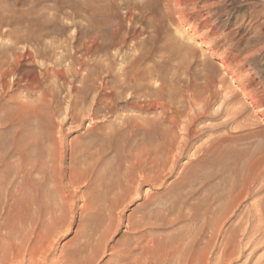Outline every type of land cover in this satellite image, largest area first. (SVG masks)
Here are the masks:
<instances>
[{
    "label": "rangeland",
    "instance_id": "rangeland-1",
    "mask_svg": "<svg viewBox=\"0 0 264 264\" xmlns=\"http://www.w3.org/2000/svg\"><path fill=\"white\" fill-rule=\"evenodd\" d=\"M249 1L258 0H0V58L7 56L10 73L3 81L5 94L0 99V154H7L12 166L25 159L33 161L34 196L25 198L31 203L26 211L45 218L47 225L54 224V245L50 253H45L47 264H62L66 257L70 261L71 255L81 253L83 256L77 264H87L92 258L95 264H115V253L132 240L127 226L129 217L145 194H153L157 189L145 185L141 194L133 196L132 203L120 206L121 209L117 207L115 212L111 207L125 181L128 165L125 148L142 140L161 143L169 126L163 120L165 115L155 93L164 92L167 99L171 91L158 78L159 74L187 75V71L198 70L210 79L199 83L202 87L209 86L210 93L206 91V96L212 97L207 119L196 123L189 147L175 168L171 170L172 163L168 165L164 173L166 182L158 189V192L166 190L193 176L186 188L179 191L185 198L171 218L182 220L164 233L166 247L181 243L184 264L201 263L211 241L207 229L200 232L204 222L211 221L209 208L216 209L232 200L242 202L241 210L225 220L223 231L237 227L243 218H248L255 227L264 226V114L257 108L258 105L264 108V17L253 15L255 9ZM216 3L223 6L212 8ZM89 19L98 23L107 21L108 25L100 29L109 33L110 40L114 38L105 40L101 50L96 47V32H93V26L98 23L91 25ZM204 31L212 34L204 35ZM202 38L206 47L200 44ZM9 43L15 46L9 49ZM75 55L90 65L103 61L109 72L106 77V82H111L109 87L124 86L129 77L138 74L141 78L137 89H118L115 108L105 109L101 113L103 117L91 120L89 102L84 108L73 110L75 104L70 99L76 95L82 73L79 66H70V57ZM69 69L73 73L65 78L56 77L53 72H69ZM186 75L175 80L181 95H187L181 88L188 80ZM242 83L247 86L244 90L239 86ZM136 90L142 95L136 97ZM181 104L185 113H189L190 106L183 96ZM184 127L181 124L174 129L179 140L184 137ZM110 139L114 148L100 154L101 145ZM3 169L0 165V173ZM76 169L90 181L71 184ZM189 216L196 220L189 221ZM221 241L222 238L216 241L218 255ZM262 256L264 239L258 250L245 251L231 264H256ZM177 257L180 264L181 257Z\"/></svg>",
    "mask_w": 264,
    "mask_h": 264
},
{
    "label": "bare ground",
    "instance_id": "bare-ground-1",
    "mask_svg": "<svg viewBox=\"0 0 264 264\" xmlns=\"http://www.w3.org/2000/svg\"><path fill=\"white\" fill-rule=\"evenodd\" d=\"M222 4L223 3H220V4H217L215 6L213 5L211 7L212 8L213 7H220ZM178 5L180 6L181 4L179 3ZM250 5H252V7H254L253 10L255 9L253 11V13H254L253 15L256 14L255 16H257L258 18L264 17V10L262 9V8H264V0L253 1L252 3L250 2ZM258 8H259V10H257ZM107 10H109V9H107ZM181 14H183V13H181ZM250 16L253 17L252 13ZM251 17H249V19ZM119 18H121V17H119ZM92 19H89V21H88L89 24H91V25H93L97 21V20L94 21ZM101 21L99 23L96 22L98 24L93 26V28H95V31H93V32H96L95 33V39H96L95 43L97 44L96 47H98V49H100V50L103 48V42L105 40L113 41L112 39H114V38H112L110 40L111 36H109V33L108 34L102 33V30L100 29V27H102L103 25L107 26L108 23H107V21H104V22H101ZM111 21H113V20H111ZM1 24H2V22L0 23V25ZM203 26H205V25H203ZM254 26L256 28V25H254ZM254 26H252V27H254ZM208 28H209V26H208ZM180 31H181V29H180ZM195 31H197V30H195ZM115 32H117V31H115ZM207 32H208V34H212V33H209V31H204V35H205V33L207 34ZM219 32H221V31H219ZM256 32H261V31L258 30ZM260 34H263V33H260ZM189 35H191V34H189ZM215 35H216V33H215ZM228 35H230V34H228ZM193 36H194V34H193ZM256 37L257 36H255V38ZM180 38H181V36H180ZM186 38H188V40H189L190 37H186ZM192 39H195V38L192 37ZM202 40L203 41L200 44L204 46L205 41L203 38H202ZM114 42L112 43L113 45H114ZM93 43H94V41H93ZM16 45H17V41H16ZM14 46H15V43H12V44L9 43V49H12ZM91 46H92V44L90 45V48H91ZM206 46H204V47H206ZM73 47H75V46H73ZM183 48H186V47L184 46ZM183 48H182V50H185ZM186 49H188V48H186ZM174 50H177V49H174ZM180 53H182V52H180ZM212 53H214V52H212ZM86 55H88V50H87ZM29 57H30V55H29ZM75 57H76V55L74 57H70V59H71L70 66L71 65L72 66H79L80 70L83 74L81 73V75H80L81 81H80V86L76 89V95L72 97L70 94V96L72 97L70 99L75 104V107L73 110H77L78 108H84L86 105H88V102H89L91 109H90V112L88 114V118H90L93 121L103 117V116H101V113L103 111H105V109L106 110L107 109L113 110L115 108V106L117 105L116 97H117L118 89L125 88V87L126 88H131V87L134 88L135 87L137 89V87H138L137 81H138V79L141 78V76H139L138 74L134 75L135 77L134 76L129 77L126 80V82L124 83V86H118V85H116V82H112L116 86L109 87L111 82L109 80H108L109 82H106V77H108L107 73L109 74V72H108L107 66L104 64L103 61H101V60L100 61H94L95 63L92 62L93 64L90 65V64L86 63L85 60L84 61H82L80 59L78 60ZM78 57H79V55H78ZM86 61H88V60H86ZM223 61H225V60H223ZM127 63H125V64H127ZM8 65H9V59L7 58V56L0 58V82H1L0 91H2V92H0V99L5 94V91H4L5 85H4L3 81L10 74L8 71L9 68L7 67ZM66 66H68V65H66ZM72 66H71V68H73ZM125 67H126V65H125ZM224 67H225V64H224ZM55 69H57V68H55ZM65 69H67V68H65ZM49 70L50 69L48 68V71ZM52 70H54V69H52ZM139 70H140V68H139ZM53 72H54V75L56 77H59V75H61V76H63V78H65L68 73L72 74L73 70L69 69V72L67 71V72H63V73H59L57 71H53ZM77 72L80 73V71H77ZM152 72H154V71H152ZM144 73H145V71H144ZM180 73H171V74H166V75L165 74H163V75L159 74L160 76L158 75V78L163 79V81H164L163 83H165L166 86L169 87L170 91H171L168 93L167 99H165V97H164V92H162V94L161 93L160 94L155 93L156 97L157 98L159 97V99H158V100H160L159 104L162 106L163 113L165 115L163 117V120L169 124V126L166 127V129H165L166 134H164V138L162 139L161 143L155 144L154 142H151V141L145 142L144 140H142V142H137V143L135 142L136 145L134 147H133V145L135 143L130 145L129 148H128V146L126 148L124 147L126 150V154H127V160L126 161L128 163V165L125 167V173H124L125 181L121 186L120 196H118V199H116L114 204L112 203L113 206L111 205L112 210L116 209L117 207L120 208V206L124 207V204H126L125 206H127V204H130V202L132 203L133 202L132 201L133 196L141 194L140 193L142 190L141 188L144 187L145 185H149L151 188L157 189V192H154L153 194L147 193V194H145V196L143 195L144 197L143 196L142 197L144 198V200H142V203L134 211V214L129 217L127 226L129 228V230H131L133 237H131L132 240L130 239L131 241H130V243H128V245L125 247V249H123L121 251H117L115 253V259H116L115 264H178L176 262V258H178L177 256L181 257V259H180L181 263L180 264H184V258H182V256H181L182 251L180 250V248H181L180 245H182V244L179 243L176 247L171 245L172 247H170L168 249L164 243L163 238H164L165 232H167L170 228H172L177 221L182 220L181 217H178V219H173V218H171V216L175 215V213L178 210V207L183 203L184 198H185V197L183 198V196L182 197L180 196L179 191L181 189L186 188L187 181L192 180L193 176L185 177L182 181L171 185L166 190H162V191L160 190L158 192V189L159 188L162 189V187L164 186V184L166 182L165 177H164V173H165L168 165L170 163H172L171 164L172 166L170 165L171 170L173 168H175L178 159L182 155H184L185 151L189 147V145L192 141V140H190L191 135L194 136L196 133V131L193 130L196 123L203 118L207 119V116H208L207 110L209 109V107H211L210 105L212 104L211 103L212 97L210 95L206 96V91H208L210 93L209 86H204L205 87L204 88V87L200 86V83H199L200 80L206 79L207 76L205 74H203L202 72H200L198 70L197 71L196 70L195 71H187L186 72L187 75L183 74V72H182V74H180ZM11 74H12V72H11ZM123 74H125V73H123ZM183 75L188 76V80L186 82V85L181 87V88H183V92H186L187 95L185 93H184V95L183 94L181 95L180 93H178L177 90L180 91V88L178 87L177 83L175 82V80H177V79H178L177 81L181 80L182 79L181 76L183 77ZM121 76H120V78H121ZM21 78H23V77L21 76ZM114 78H116V77H114ZM145 78L148 80V79H151L152 77H145ZM154 80H155V78H154ZM207 80L208 79H206V81ZM19 81H20V79H19ZM134 81H135V83L133 85H131ZM149 81H152V80H149ZM6 82H7V80H6ZM70 82H72V81H70ZM150 86H152V85H150ZM239 86L243 90L245 87L247 88V86H245L243 83L239 84ZM154 88H155V86H154ZM242 89H241V91H243ZM107 90H109L107 92L108 94H106ZM68 92H69V90H68ZM126 95H128V94H126ZM135 95H136V97H139L142 94L138 93V91L136 90ZM246 95H248V94H246ZM182 96L184 97L185 100H187V103L190 106V112L189 113H185V111L182 109L183 108L182 104L184 103L183 102L181 104V97ZM126 99L129 100V97H127ZM134 100H135V98H134ZM49 101H51V100H49ZM0 102H1V100H0ZM64 102L66 103V101H64ZM68 102H70V101H68ZM154 104H155V102H154ZM154 104L152 106H154ZM129 105H131V104H129ZM135 106H136L135 108H137L136 104H135ZM132 107H134V106H132ZM140 107L142 109V106H140ZM140 107L138 106V108H140ZM146 107L148 108L149 106L147 105ZM257 108H258L259 112L264 114V108L263 107L258 105ZM148 109H150V107ZM153 109H154V107H153ZM133 110H135V109H133ZM80 111H81V109H80ZM22 113H23V111H22ZM61 117H62V115H61ZM74 120H76V119H74ZM181 124L182 125L185 124V127L183 128V130H185V133H184V137L182 136L183 139L179 140V137L177 136V133H175L174 129L176 127H179ZM5 125H7V124H5ZM80 125H81V123H80ZM142 129H144V128L142 127ZM106 139H108V138H106ZM19 142H21V141H19ZM112 142L113 141H111V139H110V140H107V143H104L103 145H101V153L100 154H102V153L106 154L109 149L114 148ZM4 146H5V144H4ZM115 149L117 150V153L119 154L120 148L117 146V147H115ZM0 155H2L0 157V165L4 168L0 173V264H47L48 263V258H47L48 255L45 253H50L51 248L54 245V240L52 239L53 235L55 234L54 224L52 222V223H48V225H47L45 218H42L41 216L33 215L29 210L26 211V206L29 207L31 205V203H30V200L25 201L26 200L25 198L28 199L29 197L34 196V192L31 189V188H33L32 184H31L32 172L34 170L33 161H31L30 159H25V161L23 160L17 166H12V165H9L8 158H6L7 154H0ZM118 157H119V159H121L120 154L118 155ZM44 159H47V158H44ZM60 160H61V158H60ZM86 176H84V173H82L81 171L76 169L73 173V177L70 178L71 184L72 183H78V182L83 183L85 181H90V178L85 179ZM55 177H57V176H55ZM107 183H108V181H107ZM61 186H64L63 181L61 183ZM69 187H71V186H69ZM243 190H245V189H243ZM63 195H65V194L63 193ZM135 197L137 198V196H135ZM56 200H57V198H56ZM63 200H62V202H63ZM241 206H242V202L240 200L239 201L232 200L230 202H225V203L221 204L216 209H212L211 207L209 208V211L211 214V216H210L211 221L209 222L206 220L204 222L203 227H202L200 232L203 233L207 229L211 233V239H210L211 241L209 243L210 247H208L204 250L203 256L201 258V263H199V264H231V262L235 259V257L243 255L245 251H249L252 249V252H255L256 250H258V247L261 244V240L264 239V226L255 227L253 222H250V220L248 218H247V220L245 218H243L238 223L237 227L232 226V227L228 228L227 230L223 231V229H224L223 225L226 224L225 220L228 219L230 217V215L232 217V215L237 214V212L239 211ZM114 212H115V210H114ZM200 216H201V214H200ZM119 218H120V216H119ZM185 219H183V221ZM188 220L193 222L196 219L193 218L192 216H189ZM244 220H246L245 221L246 225L243 222ZM259 226H261V225H259ZM43 228H45V232H43ZM129 230H128V232H129ZM223 232H224V234H222ZM109 233H110V231H109ZM156 235H159V236H156ZM54 237H55V235H54ZM156 237H158V238H156ZM168 237H169V235H168ZM196 237H198V236H196ZM219 238H222V241L220 243V250L221 251H220V254L218 255V253L216 252V244L218 242H216V241H218ZM47 241H48V243H47ZM213 241H214V244L212 245ZM82 254L83 253H81V255ZM81 255L80 254L71 255L72 259L69 255V257L71 259L70 260L71 263L73 262L72 264H77L83 256V255L82 256ZM86 260H88V259H86ZM68 261H69V259L67 260V257H66V260H64L62 262V264H68L70 262V261L69 262ZM95 262H96L95 259L92 258V260L88 261L87 264H95ZM256 264H264V256H262V258H260L256 262Z\"/></svg>",
    "mask_w": 264,
    "mask_h": 264
}]
</instances>
